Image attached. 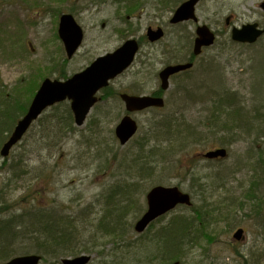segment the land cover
Masks as SVG:
<instances>
[{
  "label": "rangeland",
  "instance_id": "374dc122",
  "mask_svg": "<svg viewBox=\"0 0 264 264\" xmlns=\"http://www.w3.org/2000/svg\"><path fill=\"white\" fill-rule=\"evenodd\" d=\"M132 1L138 4L133 12L126 9L127 0H0V102L26 105L46 76L73 75L130 37L141 42L134 64L111 83L108 95L101 93L103 99L84 126L77 128L62 147L49 148L45 141L47 128L45 133L42 123L37 122L8 158L0 156V214L10 217L41 209L38 211L42 214L73 216L80 221L75 226L82 232L103 213L106 198L101 193L115 183H136V209L142 212L137 218L130 216L128 222L134 226L146 211V194L152 187L179 186L192 196L193 204L214 209L212 213L205 209L213 221L209 230L214 238L210 242L198 241L190 250L188 264H264V180L261 182L260 175H256L263 138L257 139L255 128L249 134H235L237 139L232 134L225 136L219 131L221 124L209 120L213 99L218 97L215 94L236 93L239 106L246 112H255L254 106L262 102L264 107V37L254 46H223L229 38L225 19L230 15L238 27L254 22L264 27L260 7L264 0L200 1V24L217 32V44L194 59L190 72L171 80L165 94L169 107L164 112L151 109L132 115L140 131L129 144L121 146L115 128L126 110L119 94H151L159 90L158 73L169 64L186 62L193 48L189 37L195 34L192 22L170 23L180 3L173 7L163 5L162 0ZM63 13L73 14L85 32L82 47L71 60L58 36ZM159 26L165 30L164 38L149 43L145 38L148 27ZM164 114L176 120L175 137H179L172 145L174 152L162 158L152 151L154 143L149 142L147 134L155 119ZM1 138L0 148L3 134ZM219 147L228 149L227 158L203 159V154ZM162 148L166 149V145ZM256 204L259 214L254 210ZM89 205L91 209H87ZM180 212L189 211L183 207L175 210V214ZM171 216L149 229L143 238H149ZM93 227L92 232L82 234L75 242L76 256L90 254V264H101L107 259L101 253L109 256L111 249L118 246L114 243L117 240ZM239 228L244 234L237 242L233 235ZM132 229L126 238L132 243L140 242L141 248L142 234ZM124 240L119 238L118 243ZM32 245L31 241L14 245L13 256L37 253L30 250ZM125 257L113 259L126 262ZM134 258L135 255L130 257L129 264ZM49 261L41 264H51Z\"/></svg>",
  "mask_w": 264,
  "mask_h": 264
},
{
  "label": "trees",
  "instance_id": "16d2710c",
  "mask_svg": "<svg viewBox=\"0 0 264 264\" xmlns=\"http://www.w3.org/2000/svg\"><path fill=\"white\" fill-rule=\"evenodd\" d=\"M117 1L119 2L121 0ZM182 1L184 0H162V3L165 6L176 7ZM127 3L126 9L129 12L135 11L138 6V4L132 0H127ZM142 39L143 41L145 40L144 37ZM223 46L231 48L246 47L233 42L230 37ZM219 53L221 52L219 51ZM192 60L193 59L190 58L188 61ZM191 70L184 73L190 72ZM67 77L68 76L65 74L62 75L57 73L58 79H66ZM109 90L110 87L103 90L105 96L109 94ZM158 92L153 91L152 94L156 95ZM116 95L117 94H115V96ZM216 95L218 97L217 99H213L214 107L211 111L209 120L213 124H215V122L221 124L220 126L218 123L220 132H225V136L232 134V137L235 138V134L239 133L242 136V133L245 131L249 134L250 130L255 128L257 139H261L262 137L264 141V107L261 105L263 102L258 106H254L255 112L252 113L248 111V113L245 108L239 106L241 102H239V97L236 93L230 92L221 93V95L215 94V96ZM102 99L103 95L101 96V100ZM168 102L165 109L169 107ZM29 103L20 105L15 101L0 102V105L2 104L0 109V140L2 139V134L3 141L5 142L7 140L17 123L16 121L26 113ZM157 111L162 113L164 109ZM162 116V118L155 119L147 135L149 142L153 141L154 143L152 151L158 152L163 158L174 152V147L172 145L179 136L177 138L175 137V132L178 131L175 127V125L177 126L176 120L170 115L164 114ZM37 122L42 123L41 125L44 126L42 127L43 129L47 128L45 141L48 140L46 143L49 148H54L53 145L62 147V143H64L70 135L76 134L77 127L74 124V117L70 105L67 102L57 104L48 109ZM239 129L240 132L238 131ZM44 132L46 133L45 129ZM164 144L166 145V149L162 148ZM261 152H264L263 148L260 153ZM262 153L257 163L259 172L256 173L257 176L260 175L259 178L261 182L264 180V153ZM137 185L136 183H115V185L107 189L106 193L105 191L101 193V196L106 198V206L102 209L103 213L95 219V223L91 225V227L90 225L86 226L82 223L83 227H87L86 231L82 232L75 226V223H80V221L73 216L56 217L52 216V214L47 215L49 212L42 214V212L38 211L41 209H32L33 211L28 210L22 212V215L10 217H4L0 214V264L15 257L13 256L14 251L12 250L14 245L20 246L28 241L33 243L32 249L30 250H36L37 253L35 254L42 257V263H47L51 260V264H61L63 258L77 255V243L75 242L82 234L86 235L88 232H92L93 226H96L101 232H105L104 235L113 236L117 240L114 243H117L118 246L111 249L109 256L108 254L105 255L106 253H101L102 258H107L106 261H102L101 264H129L132 255H135V258L131 264H188L191 248L200 240L204 239L210 242L214 238L209 230L213 221L210 220L211 217L208 219L210 215L209 212H214V209H208L205 204L199 207L195 204L191 207L181 206L186 208L189 212H180L176 214L175 211L171 212L170 214L172 216L169 221L160 226L155 233L149 235V238L145 239L143 238L144 234L149 229H154L167 215L151 224L148 230L140 237V241L143 242V246L140 248V242L132 243L129 238H126L128 231H130L132 227L134 229L133 223L130 225L128 222L130 216L134 215L137 218L142 212L141 209H136L138 202L133 194V191L137 189ZM255 186L252 191L255 190ZM256 207L257 209L254 210L259 214V204H256ZM87 209H91V206L89 205ZM205 209H208L209 212ZM21 218H27L28 221H22ZM102 229H104V231H102ZM119 238H125L122 244L118 243ZM95 247H97V244H95ZM150 247L153 249L149 250ZM138 252L142 253V257L140 255L137 256ZM119 255L126 256L125 259L128 262H124L122 259H113Z\"/></svg>",
  "mask_w": 264,
  "mask_h": 264
},
{
  "label": "water",
  "instance_id": "95a60500",
  "mask_svg": "<svg viewBox=\"0 0 264 264\" xmlns=\"http://www.w3.org/2000/svg\"><path fill=\"white\" fill-rule=\"evenodd\" d=\"M199 0H187L175 11L171 23L178 24L185 21L198 22L196 5ZM264 10V3L261 5ZM197 38L194 44V55L201 54L203 48L210 47L215 42V34L206 25L197 28ZM58 34L64 44L68 59H72L84 40V30L73 15L63 14L60 17ZM264 34L258 23L246 24L241 28H233L232 39L238 43L254 44ZM164 37V30L148 28L147 38L150 42H157ZM140 49L136 39H129L112 52L98 57L83 71L74 74L66 80L46 78L35 94L25 116L17 123L14 131L1 149L2 157H8L12 148L17 145L32 124L51 106L69 101L74 114L75 124L82 127L92 108L98 102L99 92L109 83L123 74L134 62ZM193 66L192 63L169 65L159 74L161 89L170 88V78L177 73ZM121 99L129 114L124 116L115 128V135L120 144L125 146L138 132V124L130 114L148 108H163L165 100L162 97L150 95H129L123 93ZM227 156L226 149H217L203 154L207 159H220ZM147 210L135 224V231L143 233L154 221L166 215L180 205L191 206L192 199L188 193L177 186H156L146 195ZM244 234L239 229L235 234L236 240H241ZM92 257L81 255L75 258H66L62 264H89ZM41 256L37 254L17 256L5 264H40Z\"/></svg>",
  "mask_w": 264,
  "mask_h": 264
},
{
  "label": "flooded vegetation",
  "instance_id": "af4514ba",
  "mask_svg": "<svg viewBox=\"0 0 264 264\" xmlns=\"http://www.w3.org/2000/svg\"><path fill=\"white\" fill-rule=\"evenodd\" d=\"M201 1V0H200ZM197 9V8H196ZM229 18L230 19H228V21L226 22L227 24H226V26H230L231 28H233L235 25L233 24V21H234V17H233V15H230L229 16ZM188 22H192V21H188ZM188 22H182V23H179V24H174V25H184V24H186V23H188ZM193 23V25H194V27H195V30H197V28H198V26L200 25V21H199V23H194V22H192ZM260 26H262L261 24H260ZM263 27V26H262ZM214 32H215V34L217 35V32L214 30ZM196 33V32H195ZM218 36V35H217ZM192 37V36H191ZM191 37H189V38H191ZM195 39H196V34H194V39H193V44H194V41H195ZM159 90H157L156 92H158ZM160 92V91H159ZM158 92V93H159ZM157 93V94H158ZM152 94V93H151ZM153 95V94H152Z\"/></svg>",
  "mask_w": 264,
  "mask_h": 264
},
{
  "label": "bare ground",
  "instance_id": "6f19581e",
  "mask_svg": "<svg viewBox=\"0 0 264 264\" xmlns=\"http://www.w3.org/2000/svg\"><path fill=\"white\" fill-rule=\"evenodd\" d=\"M28 255H30V254H28ZM3 264H5V263H3Z\"/></svg>",
  "mask_w": 264,
  "mask_h": 264
}]
</instances>
